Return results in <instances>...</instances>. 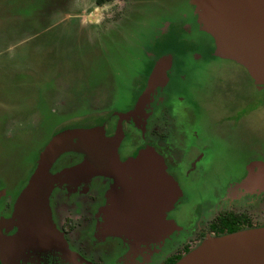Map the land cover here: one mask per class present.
Here are the masks:
<instances>
[{
	"label": "flooded vegetation",
	"instance_id": "af4514ba",
	"mask_svg": "<svg viewBox=\"0 0 264 264\" xmlns=\"http://www.w3.org/2000/svg\"><path fill=\"white\" fill-rule=\"evenodd\" d=\"M56 2L58 0H55ZM142 4L146 5L144 6L146 9L141 11L143 14L135 23L134 33L132 31L133 25L130 26L129 30L123 31L120 36L115 34V37H109L108 34L112 35V33L110 29H105V36L100 40L101 52H91L88 55V61L89 63L91 60L95 61L92 57L97 56L100 62L106 63L108 58L114 57L117 62V71H111V83L118 85L117 82L119 81L120 86L123 83L124 86L122 87L126 88L127 91L137 94L145 87L144 83V87L141 86L140 78H144L146 83L148 75L140 74L138 76V72H136L126 74L129 76L127 77L120 72L124 71L122 67H128V64L134 61L133 58H136L144 67V71L149 73L160 61L159 59L169 55V52H154V50H161L156 48L162 44V40L166 39L167 42L173 38L180 40L182 47L173 53L171 63L169 61L168 66L164 69L168 81L165 85L158 86L151 100L147 102L144 111H142L144 117L139 119L141 114L139 113L123 120V124H121L123 139L117 149L119 160L122 162L135 158L142 151L150 148L163 157L167 172L181 190V196L171 209L156 210V213L164 218L159 222L171 227L163 228L164 234L147 240H137L127 232L113 230L111 218H113L115 211L119 214L122 212L128 220L132 219L129 214L136 215L140 211L137 209L139 204L136 205V203H129L124 200L125 196L131 194L133 190L137 193V183L126 171H124V180L96 176L81 186H65V188L58 190L52 198L54 223L56 229L65 239V248L51 247L46 250L38 248L35 251H29L19 259L18 264H175L200 245L208 233L212 236H221L215 235L210 226L223 211L216 213V217L208 225L205 235L200 233V226L203 223V217L211 212L208 210L211 201L218 195V184H230L236 181L230 176L225 179H218L215 176L214 169L219 165L218 160L221 159V154L217 153V146L208 144L198 146V139L206 137L209 141V138L215 136V133H218L221 140L230 139V132H218V128L231 124L234 109L228 102L227 111L224 112L221 107L222 101L221 103L218 102L217 95H221L227 101L229 97L236 96H234L235 90L231 85L227 87L214 86V90L211 91L206 80L202 79L204 73L199 74V72L202 71V66L206 65V61L227 60L214 56L215 47L212 49L208 40L201 41L203 34L206 33L199 29L194 7L190 0H153L149 2L143 0L140 5ZM147 5L150 8L149 12ZM142 17H145L147 21L144 23L142 20L139 21ZM139 31L143 34L139 35ZM144 43H148L146 47L149 52H141L145 47L143 46ZM187 45L191 48H186ZM136 47L137 49L133 51ZM134 76L137 78L134 79ZM253 87L256 92L264 91V88L258 90L255 85ZM119 99L115 104L122 106L121 111L112 117H106L103 124L107 137L115 135L119 118L128 115L133 109L134 99L131 101H120ZM244 99H246L245 95L239 96L238 100L235 101ZM239 103L246 105L242 101ZM263 105L264 102L257 106L253 105L252 109L256 110ZM95 115L108 114L100 112ZM189 116H193L195 119L198 117L202 127L198 123H193L194 126H198L195 137L191 138L187 145H183L179 142L180 121ZM115 118L117 119L116 122ZM135 121H139V124L137 125ZM145 126L146 131H143ZM1 129L2 126L0 125V141H9L3 136ZM77 129L88 130L89 128ZM63 131L55 133L48 142L44 143L48 130L40 128V131L32 136L29 142L22 143L19 149L16 148L18 144L14 143L16 147L12 146V148L16 151H30L32 155L39 153V158L49 141ZM42 132H44L43 142ZM254 135L258 138L259 144L254 146L255 154L252 156V160L245 152L235 157L237 160H242V163L245 161L242 177L246 175V168L250 163L264 160V136ZM246 141H251V138ZM235 158L233 156V160ZM226 159V165L230 166L229 157ZM238 165L242 164L238 163L235 166ZM10 167L5 168L6 175L0 177V189L2 191L11 190L15 194L16 200L19 191L11 189L15 184L12 181L20 180L17 179L13 171L7 170ZM242 177L240 180L243 179ZM235 190L236 188H228L227 191L232 195L235 194ZM238 192L236 194H243ZM249 198L256 200L259 204H264V192L244 197V199ZM14 203H8L0 198V232L3 231L2 234L4 235L11 236L16 231V228L13 231L10 230V227L3 226V222L11 217ZM153 213L155 214V210ZM239 214H244L249 222V226L239 231L264 227L254 225L247 212ZM101 229L102 232L108 230L111 233L121 232L124 235L121 237H115L111 234L105 235L98 231ZM199 235H201L200 239L193 247L192 240L198 238Z\"/></svg>",
	"mask_w": 264,
	"mask_h": 264
},
{
	"label": "rangeland",
	"instance_id": "374dc122",
	"mask_svg": "<svg viewBox=\"0 0 264 264\" xmlns=\"http://www.w3.org/2000/svg\"><path fill=\"white\" fill-rule=\"evenodd\" d=\"M142 1L58 0L55 3V0H51L29 16L24 17L19 16L18 11H14L17 15L13 14L10 9L11 4L0 8V125L3 136L10 141H0V172H2L0 177L5 176V168L11 166L7 170L13 171L17 179L20 180H13L12 183L15 184L11 189L18 190L21 194L37 168L35 161L37 153L32 155L30 151H16L11 144L15 146L14 143H17L18 145L15 147L19 149L22 143L29 142L31 137L40 131L42 114L53 112L66 116L82 111L90 114L100 112L107 114L117 106L115 102L118 98L120 101L134 99L132 106L134 108L138 100L144 95L153 77L152 74L165 63H169L170 60H164L155 65L146 79L145 87L143 86L144 78H140L144 90L136 94L122 87L124 86L123 83H121L122 86L111 83V71H117V62L114 57L108 58L106 63L100 62L97 56L92 57L95 61L91 60L90 63L88 61V55L91 52H101L100 40L105 36V29H110L112 35L108 34L109 37H115V34L120 36L123 31L129 30L130 26L133 25L132 31L134 33L135 23L143 14L141 11L146 9L145 4L140 5ZM149 1L153 0H147V2ZM147 10L150 11L148 5ZM145 19L142 17L139 21L142 20L144 23L147 21ZM28 20L30 21L28 22ZM139 33V35L143 34L141 31ZM135 49L137 47L133 51ZM133 60L128 64V67H122L124 71L120 72L125 75L138 72L137 74L147 76L148 73L146 74V70L144 71V67L140 65L139 61L136 58ZM205 64L199 74L204 73L202 79L206 80L208 88L213 91L214 86L227 87L231 85L235 90L234 96L236 97H229L227 101L220 94V96L217 95L218 102L221 103L222 101L221 107L224 112L227 111L228 102L234 109L231 124L218 128V132H230V139L221 140L218 133H215V136H211L209 141L206 137H200L198 146L206 144L217 146V153L221 154V159L218 160L219 165L214 169L215 176L218 179H225L230 176L236 182L218 184V195L213 198L215 202L211 201L208 210L211 212L203 217L200 233L206 234L208 225L215 219L216 213L221 211L247 212L254 225L264 226V204H259L250 198L244 199L247 195H256L262 192L251 193L238 189L235 190V194L231 195L227 191L228 188H238L245 177L249 176V170L257 171L258 163H264V160L250 163L246 168V175L242 177L245 161L242 163V160L235 158L240 153L245 152L252 160V156L255 154L254 146L259 144L258 138L254 134L264 136V105L256 110L252 109L253 105L257 106L264 102V91L255 92L245 69L234 62L206 61ZM135 78L137 77L134 76ZM166 82L161 81L162 84L159 86L165 85ZM154 94L155 92L150 95L149 101ZM243 95L246 99L235 101ZM240 101L245 102L246 105L239 103ZM144 116L140 114L139 119ZM81 118L79 117L78 120ZM116 120L115 118V122ZM103 121L101 124L99 119L95 122L84 119L82 125L91 130L102 129L101 131H106L105 126H103L105 120ZM135 122L137 125L139 124V121ZM193 123L200 124V119L189 116L180 121L179 142L183 145H187L188 141L195 137L198 126H194ZM117 124V130L119 127L123 129L121 125L123 121L120 118ZM143 131H146V126ZM250 134L252 136H249ZM43 138L44 132H42V142ZM248 138H251V141H246ZM233 156L235 160H233ZM226 157L230 159V166L226 165ZM83 159L84 156L81 154L65 153L56 160L49 174L52 176L61 175L66 170H70L73 166L81 163ZM238 163L242 165L235 166ZM240 177L243 179L240 180ZM83 183L85 182L63 179L54 185V189L48 197L52 223H54V219L51 201L57 191L65 188V186H81ZM238 191L243 194H236ZM0 198L11 204L16 202L15 194L8 189L3 191L0 189ZM13 214L14 208L11 210L10 216ZM155 226V228L150 229V234L141 231L137 234H131V237L137 240L151 239V237L164 234L162 229L168 227L160 222ZM98 231L102 232V229ZM167 231L169 230L167 229ZM99 232L98 234H100ZM2 233L3 231L0 232V242L2 241ZM17 233L18 228L14 235ZM102 234H111L115 237L124 235L121 232L111 233L108 230L103 231ZM200 236L192 240L193 247L196 246ZM209 236L212 235L208 233L206 238Z\"/></svg>",
	"mask_w": 264,
	"mask_h": 264
},
{
	"label": "water",
	"instance_id": "95a60500",
	"mask_svg": "<svg viewBox=\"0 0 264 264\" xmlns=\"http://www.w3.org/2000/svg\"><path fill=\"white\" fill-rule=\"evenodd\" d=\"M194 7L199 29L209 35L214 43V56L241 66L258 90L264 88V0H190ZM159 67L152 75L144 95L133 110L121 120L142 114L162 82L167 81L164 69ZM160 83V84H159ZM158 84V85H157ZM157 85V86H156ZM102 129H67L54 136L40 153L37 168L29 184L18 196L14 214L3 222L16 235L2 234L0 242L1 264H18L27 252L40 248H65L66 242L51 221L48 205L49 194L54 185L63 179L87 183L96 176L124 180V171L129 172L137 183L135 190L124 200L138 205V214L115 211L112 229L137 234H150L153 225L163 216L156 210L171 209L181 190L167 172L165 161L154 149H146L137 157L122 162L117 149L123 139L122 129L107 137ZM65 153L84 156L81 163L61 175L49 174L56 160ZM258 169L249 170L238 189L245 192L264 191V163ZM135 183V184H136ZM140 208V209H139ZM155 210V214L153 211ZM115 225V227H114ZM175 264H264V227L250 228L221 236H209Z\"/></svg>",
	"mask_w": 264,
	"mask_h": 264
},
{
	"label": "trees",
	"instance_id": "16d2710c",
	"mask_svg": "<svg viewBox=\"0 0 264 264\" xmlns=\"http://www.w3.org/2000/svg\"><path fill=\"white\" fill-rule=\"evenodd\" d=\"M51 0H0V8L4 5L11 4L10 9L13 14L14 11H18L20 14L19 16H29L32 12L35 10H38L41 6L47 4ZM8 8V7H6ZM9 9V11H10ZM17 15V14H16ZM208 40L211 43V48L213 49L214 44L212 38L207 35L203 34V38L201 41ZM179 39L170 40L167 42L166 39L162 40V44L156 48L161 49L159 51L154 52H169V55L159 59L160 61L157 64H160L164 60H172L174 56V52L178 51V48L182 47L180 45ZM146 44L144 43L143 50L141 52H149L147 50ZM186 48H191V46H185ZM139 48V47H138ZM144 57L147 59V57L144 55ZM155 64V65H157ZM154 69V68H153ZM152 69V70H153ZM148 73V71H147ZM146 73V74H147ZM151 74V71L148 73V76ZM140 74H138L139 76ZM248 75V74H247ZM250 78V77H249ZM251 80V78H250ZM143 83L145 84V80H143ZM118 85H120L119 81L117 82ZM252 87L254 86L252 80H251ZM145 86V85H144ZM254 91L256 92L255 88L253 87ZM144 88L140 90L142 92ZM122 107V106H121ZM121 107L116 106L112 108L110 112H108V115L103 116H96L95 114L98 113H88L86 111L79 112L77 114H71V115H56V113L50 112L47 114H42V125L41 128L48 130L47 136L44 139V143L48 142V140L57 132L65 130V129H71V128H83L85 126L82 125V122L84 119H90V121L95 122V120H100L101 124L104 122L106 117H112L117 112L121 111ZM88 115H90L88 117ZM79 117H82L81 120H78ZM85 117V118H84ZM53 119V121H52ZM91 123V122H90ZM13 146V144H12ZM38 154L35 157V161L38 158ZM20 193H18L19 195ZM246 226H249L248 218L244 214L234 213V212H222L219 214L217 219L211 224L210 228L212 231H214L215 235H224L229 233H234L239 231L240 229L246 228ZM1 264V262H0Z\"/></svg>",
	"mask_w": 264,
	"mask_h": 264
},
{
	"label": "bare ground",
	"instance_id": "6f19581e",
	"mask_svg": "<svg viewBox=\"0 0 264 264\" xmlns=\"http://www.w3.org/2000/svg\"><path fill=\"white\" fill-rule=\"evenodd\" d=\"M202 243H203V242H202ZM199 246H200V245H199ZM199 246H197V247H199ZM197 247H196V248H197ZM196 248H194V249H196ZM194 249H193V250H194Z\"/></svg>",
	"mask_w": 264,
	"mask_h": 264
}]
</instances>
